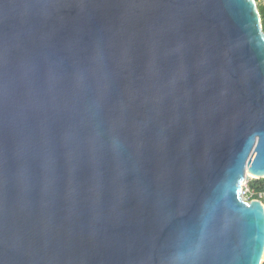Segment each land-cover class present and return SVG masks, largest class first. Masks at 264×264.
I'll use <instances>...</instances> for the list:
<instances>
[{"label":"water","instance_id":"obj_1","mask_svg":"<svg viewBox=\"0 0 264 264\" xmlns=\"http://www.w3.org/2000/svg\"><path fill=\"white\" fill-rule=\"evenodd\" d=\"M250 177L257 0H0V264H264Z\"/></svg>","mask_w":264,"mask_h":264},{"label":"built area","instance_id":"obj_2","mask_svg":"<svg viewBox=\"0 0 264 264\" xmlns=\"http://www.w3.org/2000/svg\"><path fill=\"white\" fill-rule=\"evenodd\" d=\"M254 177L246 178L242 184L241 197L245 201H252L254 199L264 202V191H259L251 186V179Z\"/></svg>","mask_w":264,"mask_h":264},{"label":"trees","instance_id":"obj_3","mask_svg":"<svg viewBox=\"0 0 264 264\" xmlns=\"http://www.w3.org/2000/svg\"><path fill=\"white\" fill-rule=\"evenodd\" d=\"M257 1H258V8L261 14L262 25L264 29V0H257ZM250 183L254 189L259 191H264V178H252Z\"/></svg>","mask_w":264,"mask_h":264},{"label":"bare ground","instance_id":"obj_4","mask_svg":"<svg viewBox=\"0 0 264 264\" xmlns=\"http://www.w3.org/2000/svg\"><path fill=\"white\" fill-rule=\"evenodd\" d=\"M249 176H251V175H249Z\"/></svg>","mask_w":264,"mask_h":264},{"label":"rangeland","instance_id":"obj_5","mask_svg":"<svg viewBox=\"0 0 264 264\" xmlns=\"http://www.w3.org/2000/svg\"><path fill=\"white\" fill-rule=\"evenodd\" d=\"M257 3H258V1H257Z\"/></svg>","mask_w":264,"mask_h":264}]
</instances>
